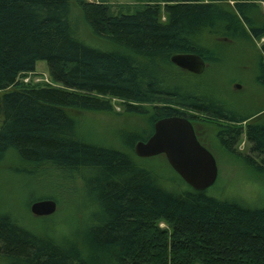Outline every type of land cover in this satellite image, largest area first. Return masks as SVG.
Masks as SVG:
<instances>
[{
    "label": "trees",
    "instance_id": "1",
    "mask_svg": "<svg viewBox=\"0 0 264 264\" xmlns=\"http://www.w3.org/2000/svg\"><path fill=\"white\" fill-rule=\"evenodd\" d=\"M230 1L232 10L223 0H145L131 13L112 14L107 0H0V161L12 152L25 165L77 173L88 197L81 227L66 239L0 213V264H264V204L178 189L184 183L176 174L177 185L169 186L133 157L80 138L68 112L107 113L117 100L151 125L196 119L190 114L215 119L220 148L264 175V124L242 129L245 118L169 62L177 54L210 61L209 34L264 39V15L256 10L264 0ZM71 3L91 36L117 51L78 37ZM37 61L56 86L19 80ZM257 69L264 88V63ZM241 135L249 155L234 150Z\"/></svg>",
    "mask_w": 264,
    "mask_h": 264
},
{
    "label": "rangeland",
    "instance_id": "2",
    "mask_svg": "<svg viewBox=\"0 0 264 264\" xmlns=\"http://www.w3.org/2000/svg\"><path fill=\"white\" fill-rule=\"evenodd\" d=\"M222 3L226 8L233 9L232 1L223 0ZM106 4L112 14L131 13L142 7L145 0H107ZM256 5L258 13L264 15V3ZM70 22L76 26L78 37L84 43L103 51H117L116 47L91 36L79 9L73 3L70 5ZM239 22L241 23L240 20ZM262 42L263 38L253 39L248 32L242 37L209 34L204 46L208 49L207 57L211 60L204 61V71L196 76L209 90H214L232 111L245 118L241 124L242 129L247 124H264V88L257 82V64L264 63V56L260 52ZM174 79L177 83L181 82ZM19 80L30 85L46 83L56 86L51 83L43 61H37L33 72L20 77ZM175 81L172 82L176 83ZM124 105L123 102L111 100L112 109L107 113L75 110L68 112L76 123L77 135L80 138L119 150L133 157L139 165L158 174L167 185H177V177L162 155L137 158L133 154L134 144L145 141L150 136L153 123L158 119L151 125L148 116L129 114L125 112ZM143 107L150 111L149 106ZM190 115L196 117L190 122L197 141L212 155L217 167L216 181L205 190L206 194L220 199H241L253 207L262 206L264 175L251 172L243 162L220 148L215 138L216 125L220 122L204 116ZM248 147L241 135L234 150L240 156H245L249 155ZM185 186L187 185L179 183L178 189ZM81 187V176L77 173L57 174L48 166L25 165L12 152H7L0 161V213L9 214L19 224L36 234H49L55 238L66 239L74 229L81 227L84 220L81 200L85 203V199H88L85 193H81ZM44 197L55 203L53 214L45 217L31 215L30 204L34 200H43ZM89 204L88 200L87 205ZM159 227L163 228L164 224L160 222Z\"/></svg>",
    "mask_w": 264,
    "mask_h": 264
},
{
    "label": "water",
    "instance_id": "3",
    "mask_svg": "<svg viewBox=\"0 0 264 264\" xmlns=\"http://www.w3.org/2000/svg\"><path fill=\"white\" fill-rule=\"evenodd\" d=\"M174 67L200 75L204 61L194 54H177L169 58ZM137 158L162 155L169 168L196 192L211 187L217 178V167L212 155L199 144L189 120L183 116L158 119L153 123L152 133L145 141L133 146ZM55 211V203L50 199L37 200L30 204L29 212L35 217L50 216Z\"/></svg>",
    "mask_w": 264,
    "mask_h": 264
},
{
    "label": "flooded vegetation",
    "instance_id": "4",
    "mask_svg": "<svg viewBox=\"0 0 264 264\" xmlns=\"http://www.w3.org/2000/svg\"><path fill=\"white\" fill-rule=\"evenodd\" d=\"M194 116V115H193ZM191 123V122H190ZM192 125V124H191ZM192 128H193V126H192ZM193 131H194V129H193ZM194 134H195V132H194ZM195 136H196V134H195Z\"/></svg>",
    "mask_w": 264,
    "mask_h": 264
}]
</instances>
